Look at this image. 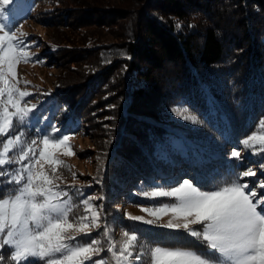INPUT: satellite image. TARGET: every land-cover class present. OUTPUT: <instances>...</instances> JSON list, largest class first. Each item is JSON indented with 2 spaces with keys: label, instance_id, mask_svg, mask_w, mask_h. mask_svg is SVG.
<instances>
[{
  "label": "rangeland",
  "instance_id": "374dc122",
  "mask_svg": "<svg viewBox=\"0 0 264 264\" xmlns=\"http://www.w3.org/2000/svg\"><path fill=\"white\" fill-rule=\"evenodd\" d=\"M137 4L0 0V178L8 186L0 199V248L15 262L37 264H264V217L240 184L203 191L184 178L165 187L112 158L125 100L115 108L105 68L122 55L127 23L112 19ZM191 20L206 24L197 15ZM60 92L69 110L53 122L46 109ZM163 116L181 134L201 128L180 106ZM262 147L264 110L222 156ZM140 229L185 232L216 260L150 246L151 235Z\"/></svg>",
  "mask_w": 264,
  "mask_h": 264
},
{
  "label": "trees",
  "instance_id": "16d2710c",
  "mask_svg": "<svg viewBox=\"0 0 264 264\" xmlns=\"http://www.w3.org/2000/svg\"><path fill=\"white\" fill-rule=\"evenodd\" d=\"M136 7L135 12L119 10L112 19L127 20L122 55L105 68L113 75L115 108L125 100L112 158L165 187L184 178L203 191L240 184L264 217V147L239 158L222 156V149L241 140L264 110V1L138 0ZM193 15L206 24L197 26ZM63 94L46 109L53 122L60 115L67 118L69 100ZM178 106L192 112L201 128L181 134L161 117ZM119 117L116 113L113 127ZM1 179L0 199L8 193ZM139 233L151 235L150 246L191 250L216 260L202 240L185 232ZM8 253L0 248V264H37L15 262Z\"/></svg>",
  "mask_w": 264,
  "mask_h": 264
}]
</instances>
